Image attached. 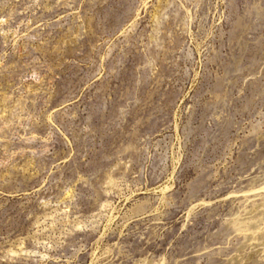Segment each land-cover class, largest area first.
Returning a JSON list of instances; mask_svg holds the SVG:
<instances>
[{"label":"rangeland","instance_id":"obj_1","mask_svg":"<svg viewBox=\"0 0 264 264\" xmlns=\"http://www.w3.org/2000/svg\"><path fill=\"white\" fill-rule=\"evenodd\" d=\"M0 264H264V0H0Z\"/></svg>","mask_w":264,"mask_h":264}]
</instances>
